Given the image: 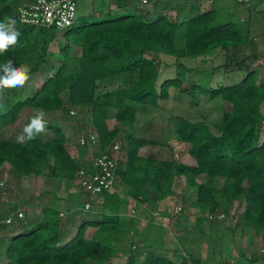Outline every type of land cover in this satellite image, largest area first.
<instances>
[{
    "label": "trees",
    "instance_id": "obj_1",
    "mask_svg": "<svg viewBox=\"0 0 264 264\" xmlns=\"http://www.w3.org/2000/svg\"><path fill=\"white\" fill-rule=\"evenodd\" d=\"M11 4L0 9V22L6 17L14 18L20 35L16 44L0 54V65L11 59L17 67L27 65L31 69L30 76L44 63V39L57 30L19 23L15 17L19 5ZM116 8H124L122 0H117ZM174 10V20L166 14L145 19L134 11H123L93 22H76L65 33L70 42L73 37L81 39L77 71L68 73L67 67L62 66L52 79L29 93L32 97L24 101L16 99L13 104L0 109V130L14 123L22 106L43 110L45 115L64 110L60 94L68 92L70 106L90 112L88 119H80L87 121L81 130L98 137L100 151L106 152L115 143H121L120 152L125 154V162L116 173L120 184L128 187L125 197L153 207L171 194L174 179L183 177L196 194L192 204L200 212L213 213L218 205L230 206L238 202L244 207L242 227L264 234V139L258 142L264 122L261 112L264 84L257 83L255 63L258 55L245 53L253 44V38L247 29L233 21L230 13L220 15L209 9L191 15L184 8ZM263 13L264 9L258 11V14ZM33 31H40L44 40L42 44L32 42ZM146 52L164 53L177 60L205 58L223 52L224 62L210 69L202 84L192 83L186 88L174 75L162 79L159 65L145 58ZM234 71L245 75L238 83L224 84V76ZM119 80H129L130 86L96 94L99 81L107 84ZM177 88L180 97L187 95L196 101L194 98L202 95L207 101L219 99L230 105V110L224 111L220 122L214 126L215 133L203 121L179 119L177 141L189 145L187 153L195 160V167L174 160L141 157L138 155L140 148L160 143L125 133L121 128L109 129L105 123L109 110L114 109L113 117L121 127L133 126L138 107L158 108L160 102L171 100V89ZM67 116L73 119L69 111ZM47 127L54 133L49 141L36 137L21 143L0 137V167L9 165L10 174L18 180L29 175H47L75 183L82 164L69 155L67 139L60 128L55 123ZM46 168L47 174L44 172ZM201 174L207 175L208 184L196 182V177ZM217 177L227 181L221 190L210 184ZM125 200L117 192H103L99 196V205L93 210L90 202L89 212H98L99 220H86L90 213L84 212L86 217L75 225L71 237L64 221L83 212L79 196L76 205L79 204L81 211L75 210L74 201L63 216L59 210L49 208L44 220L33 224L30 229L20 223L13 229L0 218V229L8 231L9 235L13 233L5 246L7 264L106 263L111 255L119 252L105 236L122 230L119 211L126 204ZM88 228L96 229L91 239L85 238ZM67 237L69 240L63 242ZM133 245L130 241L128 246L134 251L130 250L128 261H136L142 255L140 264H177L165 255L153 250H136ZM187 261L182 257L180 264ZM250 261L251 264H264V254L252 255Z\"/></svg>",
    "mask_w": 264,
    "mask_h": 264
},
{
    "label": "rangeland",
    "instance_id": "obj_2",
    "mask_svg": "<svg viewBox=\"0 0 264 264\" xmlns=\"http://www.w3.org/2000/svg\"><path fill=\"white\" fill-rule=\"evenodd\" d=\"M13 1L15 4L22 5L30 0ZM75 1L78 23L93 22L106 16L112 17L119 14L116 13L117 10L114 7L111 8L109 6V0ZM178 7L190 11L191 15L209 9L216 10L220 15L230 13L233 21L247 29L251 38L254 37L253 44L251 43L252 47L250 46L251 48L245 53L250 52L249 54H253L256 52L260 55V60L255 64L260 72V78L262 76L264 78V41L263 43H258L257 41L262 42V39H264V13L258 14L259 10L264 9L261 0H253L249 8L237 5L230 0H130L128 8L121 11H134L145 19L156 18L166 14L170 20H174L176 16L174 9ZM108 8L113 13L108 14ZM255 13L259 17H256ZM39 32L33 31L31 38L32 42L39 44L46 40L44 63L36 73L30 75V79L23 87L4 91L2 97H0V109L5 108L8 104H13L16 99L24 101L26 98L32 97V93H29L38 90L45 82L52 79L62 66L67 67L68 73L77 71L81 39L73 37L70 42L65 31H56L42 41V34H39ZM65 56L66 58L64 59ZM145 58L153 60L159 65V73L162 79L166 77L172 78V75H174L175 78L180 80L182 87L186 88L192 83L202 84V80L208 78L209 70L224 62L223 52H216L214 55H208L205 58L180 60L164 53L146 52ZM128 81L119 80L115 83L110 81L112 83L108 82L107 84L104 81H99L96 86V94L102 95L110 93L114 89L128 88L130 86ZM224 82L226 83V80ZM171 92V100L160 102L158 108L138 107L136 113L137 121L133 126L121 127L113 117L115 110L110 109L105 118L107 127L109 129L121 128L125 133L163 143L159 148L150 144L145 146L147 148H140L138 154L142 156L155 157L159 160L170 158L180 162L182 160L181 156L185 155L184 153L189 148V145L185 144L183 146L177 141L176 128L179 119L191 122L203 121L215 133L214 126L220 122L223 112L230 110V105L219 99L207 101V98L202 95H197L194 98L196 101L190 96L187 97V95L186 97H180L178 88L171 89ZM60 98L63 99L64 110L53 111L45 115L44 118L47 121L45 131L40 133L37 138L43 141L51 140L54 133L47 126L55 123L67 139L66 149L69 155L78 164H84L89 159V156L91 157L90 154L95 151L94 147H90V150L87 147H81L79 143L81 129L87 123L86 120L82 121L80 119H88L90 112L80 107L70 106L68 92L61 93ZM68 111L69 114L70 112L76 114L75 116L70 115L73 119L67 116ZM262 111L264 114V105ZM3 112L5 111L3 110ZM37 112L38 109L36 108L22 106L17 112L14 123L0 130V137L17 141V137L23 133L24 126ZM121 135L124 136L123 134ZM263 139L264 122L258 142L260 143ZM118 157L121 162L120 167H122L125 162V154L120 152ZM0 172V218L4 220L6 215L13 217L9 225L15 229L17 219H14L16 216L11 215L10 211L17 208V212H15L17 214L24 209L27 215L24 219L37 224L36 213L33 212L30 216L28 213L38 205H31L37 201L38 192L36 190L38 189L35 188V191L28 192V188H26L28 181L24 180V182L23 178L18 180L13 174L11 175L9 165L0 167ZM44 172L45 174L48 173L47 168ZM3 173L6 178L3 177ZM47 178V181L50 180L52 182L49 184V189L55 190V192L58 191L60 198H62V201H56L55 205L62 211V214H65L64 211L72 205L71 201L69 202V198L75 199L78 196L77 185L74 182L59 180L49 176ZM198 181L200 182L199 184L209 183V180L206 179L204 182L202 178H198ZM226 182L225 179L217 177L210 184L214 189L221 190ZM181 188H178V191H173L175 199L162 204V206L158 205L159 201L153 207H150L148 204H138L134 199L131 200L128 196L125 197L124 193L128 187H124L118 181L115 191L119 196L126 198V204L119 211L121 216L119 227L122 230L117 234H109L105 237L108 243L115 246L119 252L111 255L104 264H140L142 255L136 261H128L129 253L134 251L128 246L130 241L133 242V248H136V250L142 249L143 252L153 250L160 255H165L177 264L181 263L182 257L188 260L186 264H234V262H237L236 264H251L250 257L252 255L264 254V234L256 233L254 230L244 228L241 225V216L244 210L243 204L234 202L230 206L218 205L213 213L208 211L200 212L192 204L195 201V192L188 188L186 190ZM170 195H172V189ZM87 198L92 202L91 210L97 204L99 205V197L87 196ZM83 213L82 211L79 214L75 213L76 215H71L69 221H64L66 231L70 237L75 233V225L86 217L87 213L85 215ZM61 218L63 219V217ZM99 218L100 215L96 212L90 213L85 219L98 221ZM0 230L4 232L1 236H4L6 231ZM95 230V228H88L85 231V238L91 239ZM127 230L130 232H126ZM68 240L69 238L67 237L63 242ZM242 255L245 258H242Z\"/></svg>",
    "mask_w": 264,
    "mask_h": 264
},
{
    "label": "built area",
    "instance_id": "obj_3",
    "mask_svg": "<svg viewBox=\"0 0 264 264\" xmlns=\"http://www.w3.org/2000/svg\"><path fill=\"white\" fill-rule=\"evenodd\" d=\"M214 1V0H213ZM240 6L250 7L253 0H230ZM145 2V1H144ZM264 5V0H261ZM17 21L23 25L35 28H53L57 31H66L76 24V1L75 0H32L28 4L20 5L15 9ZM75 116L74 112H70ZM80 146L94 147L87 162L82 164L77 172V193L80 204L83 206V212L90 213L91 204L87 196L99 197L103 192H116L117 183L120 180L117 170L120 167V143H115L106 152L99 149V139L95 134L87 133L82 130ZM98 147V148H97ZM91 150V149H90ZM97 150V152H96ZM76 210H81L79 204ZM60 216H63L60 213ZM16 217L19 220L24 219L22 212H18ZM13 217H7L5 224H11ZM254 264H262L256 262Z\"/></svg>",
    "mask_w": 264,
    "mask_h": 264
},
{
    "label": "crops",
    "instance_id": "obj_4",
    "mask_svg": "<svg viewBox=\"0 0 264 264\" xmlns=\"http://www.w3.org/2000/svg\"><path fill=\"white\" fill-rule=\"evenodd\" d=\"M98 1H100V0H98ZM101 1H104V0H101ZM129 1L130 0H122V4L124 5V8H121V9H118V8H116V2H117V0H109V6L112 8V7H114L115 8V10H117V12L116 13H119V12H123V11H121V10H124V9H127L128 8V5H129ZM14 2V1H13ZM12 3V0H0V9L4 6V5H8V4H10V5H12L11 4ZM24 4V3H23ZM22 4V5H23ZM16 7L18 6L17 5V3L16 4H14ZM20 6V5H19ZM108 6V7H109ZM108 11H109V13H113V12H111V10H110V8H108ZM151 12H155V11H152V10H150ZM260 11V10H259ZM257 12V11H256ZM255 15H256V17L258 16L256 13H255ZM101 16V15H100ZM259 17V16H258ZM249 36H250V34H249ZM251 38V37H250ZM254 38V37H253ZM258 38V37H257ZM261 38H263V36H261ZM258 41V43H263V41H264V39H262V42H259V40H257ZM261 41V40H260ZM252 47V46H251ZM251 47H249V48H251ZM250 53V52H249ZM249 53H247V54H249ZM256 55H258V57H259V59L258 60H260V55L259 54H257L256 52H254ZM253 53V54H254ZM263 54H264V51H263ZM257 74H258V76H257V83L258 84H260V83H263L264 84V78H263V76L260 78V72L258 71L257 72ZM230 75H232V76H230ZM244 75H245V73L244 72H236V71H234V72H230V73H227L225 76H224V80H226V83L224 82V84H234V83H238L243 77H244ZM229 77V78H228ZM231 77V78H230ZM263 105H264V103L262 104V106H261V112H262V115H263V117H264V114H263V111H262V107H263ZM136 121H137V115H136ZM161 144H163V143H161L160 142V144H158V145H155L156 147H160V146H162ZM181 145H183V144H181ZM147 146H149V145H147ZM155 146H151V147H155ZM184 146V145H183ZM144 148H147V147H145L144 146ZM85 153V152H84ZM185 155H183V156H181L182 157V160L179 162V163H182V164H185V165H187V166H191V167H195L196 166V162H195V160L187 153V150L185 151V153H184ZM139 156H141V157H145V156H142L141 154H138ZM148 157H150V156H148ZM155 158V157H154ZM163 160H171L170 158H165V159H163ZM0 175H1V172H0ZM3 175V177L4 178H6V175L3 173L2 174ZM198 178H202V181H204L205 182V180L207 179L208 180V177H207V175H205V174H201V175H199V176H197L196 177V182L199 184L200 182L198 181ZM22 180V179H21ZM20 180V181H21ZM24 180H26V181H28L27 182V184H26V188H28V192H33V191H35L34 189L36 188V189H38V190H36L37 192H38V198H37V201L36 202H34V203H32L31 205H35V204H38L37 206H36V208L35 209H32L31 211H29V216L30 215H32V213L33 212H35L36 213V220L38 221V222H36V223H39V222H41V221H43L44 220V217H45V214H47L48 213V209L49 208H53V209H55V210H59V208H57L56 207V201H62L61 199L62 198H60L61 196L59 195V192L57 191V192H55V190H52V189H49V184L50 183H52L50 180V182L49 181H47L48 180V178H47V176L46 177H44V176H32V175H29V176H26V177H23V181ZM25 182V181H24ZM183 186V188H181L182 186ZM178 188H181V189H190L191 191H193V189L191 188V187H188L187 185H186V182H185V179L183 178V177H176L175 179H174V181H173V184H172V195H170V196H168L166 199H164V200H162V201H160L159 203H158V205H160V206H162V204H166V203H168V202H170L171 200H173V199H175V196L173 195V191H178ZM57 193V194H56ZM45 194V195H44ZM77 198H78V196L77 197H75V199H70L69 198V202L71 201H74L73 202V205H74V207L76 206V200H77ZM129 199H131L130 197H129ZM131 200H133V199H131ZM72 207V206H71ZM13 211V212H12ZM12 211H10L11 212V215H14V216H16V213L15 212H17V208H16V210H12ZM25 210L24 209H22L21 211H19V212H22L23 213V215H24V217L26 218L27 217V215L25 214V212H24ZM59 212L60 213H62V211H60L59 210ZM8 214V213H7ZM7 216L9 217V215H6V218H7ZM121 217V216H120ZM5 218V219H6ZM14 219H17V221L15 222V220H14V222L16 223V225L17 224H25L27 227L26 228H28V229H30L31 227H32V225H33V222H31V221H29L28 219H23V220H20L19 221V219L16 217V218H14ZM29 219H31L30 217H29ZM2 220V219H1ZM15 225V226H16ZM0 264H7L8 263V259H7V257L5 256V246H6V244H7V242H8V238H9V236H12L13 235V233L11 234L10 233V235H9V233H8V231H6V234L4 235V236H1V234H3L4 232H2L1 230H0ZM237 262H234V264H236Z\"/></svg>",
    "mask_w": 264,
    "mask_h": 264
},
{
    "label": "clouds",
    "instance_id": "obj_5",
    "mask_svg": "<svg viewBox=\"0 0 264 264\" xmlns=\"http://www.w3.org/2000/svg\"><path fill=\"white\" fill-rule=\"evenodd\" d=\"M19 35L14 18L6 17L3 22H0V54L6 52L11 45L16 44ZM30 71L31 69L27 65L15 66L11 59L0 65V97L6 89L23 87L30 79ZM44 117L45 112L39 110L24 126L23 133L17 137V141L21 143L31 141L43 133L47 124Z\"/></svg>",
    "mask_w": 264,
    "mask_h": 264
}]
</instances>
